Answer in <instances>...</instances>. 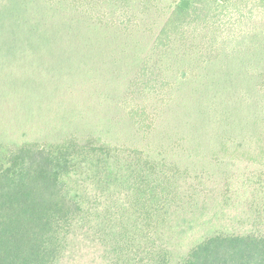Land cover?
<instances>
[{
    "label": "trees",
    "instance_id": "16d2710c",
    "mask_svg": "<svg viewBox=\"0 0 264 264\" xmlns=\"http://www.w3.org/2000/svg\"><path fill=\"white\" fill-rule=\"evenodd\" d=\"M237 51H246L249 63L259 57L260 68L246 69L264 98V0H4L0 101L16 112L27 97L12 79L36 64L30 79L58 97L62 89L71 94L77 81H96L88 82L87 68L94 77L108 71L103 57L134 63V76L115 104L145 140L182 79L210 74ZM74 56L83 69L78 78L74 64L64 60ZM191 104L181 107L188 112ZM168 146L146 151L115 145L93 131L50 144H0V264L60 262L75 227L94 213L68 187L73 174L91 179L108 203L101 216L95 212V235L114 264H170L172 241L186 239L194 227L200 234L177 264H264V119L256 115L241 140L221 135L214 165L176 159L177 143Z\"/></svg>",
    "mask_w": 264,
    "mask_h": 264
},
{
    "label": "rangeland",
    "instance_id": "374dc122",
    "mask_svg": "<svg viewBox=\"0 0 264 264\" xmlns=\"http://www.w3.org/2000/svg\"><path fill=\"white\" fill-rule=\"evenodd\" d=\"M0 2L4 3V0ZM245 52L236 54V58H231L234 55L223 57L215 67L210 68L213 69L210 74L202 70L200 74L193 73L188 78L182 79L177 86L178 90L173 94L175 100H171L168 104L170 106L162 109L163 120L156 121L155 129L145 140L141 139L140 133L115 104V98L123 96L125 87L134 76V63L123 66V64H114L110 58L103 57L108 62L106 65L110 66L108 71L103 68L100 70L103 74L100 76L97 72L98 75L94 77L92 71L87 68L88 82L95 78L97 80L84 86H80L82 81H77L69 91L71 94H66L62 89L58 97H49L45 92L39 91V79H30L33 78L30 73L38 68L36 64L24 77L17 78L18 75L21 76L19 73L16 74L15 79H12L11 86L12 84L15 87L19 86L23 90V95L27 97L17 102L16 112L11 111L5 101H0V144L4 149L17 146L24 141L50 144L71 134L81 138L93 131L95 135L100 133L112 144L138 145L146 151L163 149L161 147L170 145L167 147L168 150L177 143V147L174 146L176 159L179 156L196 157L198 166L209 161L214 165V146L216 148L221 135L228 134L232 140L234 138L241 140L245 132L249 131L250 123L256 115L264 119L263 95L257 93L254 88L255 81L247 76L251 69L260 68L259 57L256 55L255 63H252L250 58L247 59L249 63L242 57L244 55L247 58ZM84 59L87 61L90 58ZM64 60L74 64L80 62L81 58L74 56L72 60L67 57ZM20 63H23V59ZM60 68L57 64L54 71L59 74ZM75 68L77 72L74 74H77L76 78H78L83 73V69L79 71L77 64L73 65V70ZM22 70L26 71V68ZM68 70L69 67H65L62 74ZM137 100L141 98L137 97ZM186 100L194 101L188 112L181 107L185 105ZM77 103L79 105L76 108ZM88 109H95V113L86 116ZM77 111H81V114ZM167 133H170L171 137H168ZM236 133H239V136ZM190 137L192 141H189ZM194 147L199 151H195ZM3 158V150H1L0 161ZM244 166L243 163L238 164L240 170ZM66 182L68 187L74 189L73 192L80 200L86 199L87 203L85 202L84 206L94 213L88 223H80L75 227L72 243L69 244L67 252L58 264H114L108 246L106 249L104 243H99L95 235L96 222L99 221L95 217V212L97 211L101 216L108 203L96 193L91 179H86L85 175L73 174ZM99 196L100 198L97 199ZM225 224L229 225V222ZM192 229L186 239L172 241V245L169 246L172 253L170 264H177L187 255L193 239L200 234L197 233L198 228Z\"/></svg>",
    "mask_w": 264,
    "mask_h": 264
},
{
    "label": "water",
    "instance_id": "95a60500",
    "mask_svg": "<svg viewBox=\"0 0 264 264\" xmlns=\"http://www.w3.org/2000/svg\"><path fill=\"white\" fill-rule=\"evenodd\" d=\"M180 5H181L182 7H186L187 3H186L185 1H182V2L180 3Z\"/></svg>",
    "mask_w": 264,
    "mask_h": 264
}]
</instances>
